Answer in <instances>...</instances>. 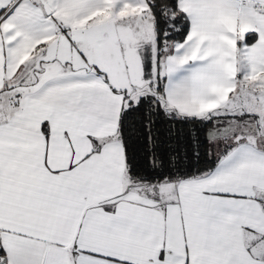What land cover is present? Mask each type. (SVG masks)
Here are the masks:
<instances>
[{"label":"snow or ice","instance_id":"1","mask_svg":"<svg viewBox=\"0 0 264 264\" xmlns=\"http://www.w3.org/2000/svg\"><path fill=\"white\" fill-rule=\"evenodd\" d=\"M0 264H264V0H0Z\"/></svg>","mask_w":264,"mask_h":264},{"label":"trees","instance_id":"2","mask_svg":"<svg viewBox=\"0 0 264 264\" xmlns=\"http://www.w3.org/2000/svg\"><path fill=\"white\" fill-rule=\"evenodd\" d=\"M190 135L198 137V143L200 145V159L199 161H194L193 163H206L208 160L206 152L211 147L213 138L217 137V132L214 130H206L203 127H198L192 133H189L187 131V126L185 125L184 136L187 138Z\"/></svg>","mask_w":264,"mask_h":264}]
</instances>
